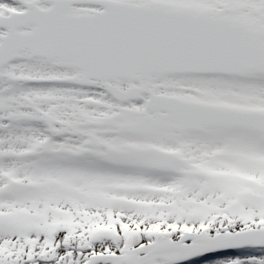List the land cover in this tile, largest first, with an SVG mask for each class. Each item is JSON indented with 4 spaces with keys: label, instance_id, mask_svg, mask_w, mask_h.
<instances>
[{
    "label": "snow or ice",
    "instance_id": "snow-or-ice-1",
    "mask_svg": "<svg viewBox=\"0 0 264 264\" xmlns=\"http://www.w3.org/2000/svg\"><path fill=\"white\" fill-rule=\"evenodd\" d=\"M0 264H264V0H0Z\"/></svg>",
    "mask_w": 264,
    "mask_h": 264
}]
</instances>
